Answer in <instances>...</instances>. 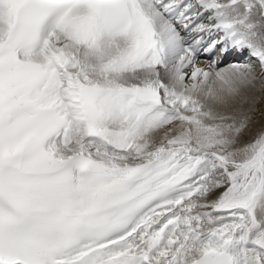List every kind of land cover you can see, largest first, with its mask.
Returning a JSON list of instances; mask_svg holds the SVG:
<instances>
[{"label": "snow or ice", "instance_id": "6c2138e0", "mask_svg": "<svg viewBox=\"0 0 264 264\" xmlns=\"http://www.w3.org/2000/svg\"><path fill=\"white\" fill-rule=\"evenodd\" d=\"M0 264H264V0H0Z\"/></svg>", "mask_w": 264, "mask_h": 264}, {"label": "bare ground", "instance_id": "6f19581e", "mask_svg": "<svg viewBox=\"0 0 264 264\" xmlns=\"http://www.w3.org/2000/svg\"><path fill=\"white\" fill-rule=\"evenodd\" d=\"M239 59H240V58H239ZM241 60H242V59H241ZM258 107H259V105H258ZM256 127H259V124H257ZM251 135H252L251 131H250V132H246V133L244 134L243 139H244L245 141H250V137H251Z\"/></svg>", "mask_w": 264, "mask_h": 264}]
</instances>
